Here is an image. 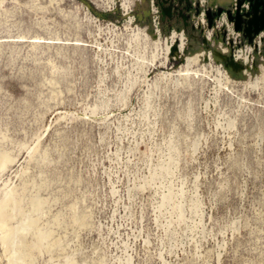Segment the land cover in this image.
<instances>
[{"label": "rangeland", "instance_id": "obj_1", "mask_svg": "<svg viewBox=\"0 0 264 264\" xmlns=\"http://www.w3.org/2000/svg\"><path fill=\"white\" fill-rule=\"evenodd\" d=\"M0 163V264H264V0H0Z\"/></svg>", "mask_w": 264, "mask_h": 264}, {"label": "bare ground", "instance_id": "obj_2", "mask_svg": "<svg viewBox=\"0 0 264 264\" xmlns=\"http://www.w3.org/2000/svg\"><path fill=\"white\" fill-rule=\"evenodd\" d=\"M223 3H225V4H227V3H229L231 0H221ZM2 158V157H1ZM10 160V159H9ZM4 161V160H3ZM9 163V162H8ZM1 164V163H0ZM3 165V164H2ZM6 200V199H5ZM4 204H6V203H4ZM1 206V205H0ZM4 207V206H3ZM8 207V206H7ZM4 211V210H3ZM3 215H5V214H3ZM7 216V215H6ZM1 222H0V230L2 229V230H4L3 231V233L5 234V236L7 235V237H9L10 236V234H11V229L10 228H8V225H7V223L5 222V221H3V220H0ZM21 229H22V227H21ZM24 229V228H23ZM17 231V230H16ZM24 232V231H23ZM9 239H10V237H9ZM5 242V241H4ZM7 243V242H6ZM8 250H10L9 248H8ZM10 252V251H9ZM12 255V254H11ZM12 260H13V256H12Z\"/></svg>", "mask_w": 264, "mask_h": 264}]
</instances>
